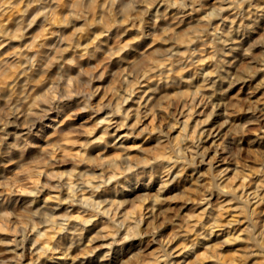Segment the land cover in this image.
I'll return each mask as SVG.
<instances>
[{
  "label": "rangeland",
  "instance_id": "374dc122",
  "mask_svg": "<svg viewBox=\"0 0 264 264\" xmlns=\"http://www.w3.org/2000/svg\"><path fill=\"white\" fill-rule=\"evenodd\" d=\"M0 24V264H264V0H0ZM78 170L104 181L85 209ZM50 219L60 247L39 253Z\"/></svg>",
  "mask_w": 264,
  "mask_h": 264
},
{
  "label": "bare ground",
  "instance_id": "6f19581e",
  "mask_svg": "<svg viewBox=\"0 0 264 264\" xmlns=\"http://www.w3.org/2000/svg\"><path fill=\"white\" fill-rule=\"evenodd\" d=\"M73 1V0H72ZM108 1H110V0H108ZM161 1V0H160ZM90 2V1H89ZM263 2V1H262ZM74 4V3H73ZM176 7H177V5H175ZM262 6V5H261ZM73 7H74V5H73ZM175 7V8H176ZM179 8V7H178ZM177 9V8H176ZM181 9H183V8H181ZM180 9V10H181ZM73 10V9H72ZM97 10H100V9H97ZM104 11V10H103ZM184 12V11H183ZM245 12H246V10H245ZM253 12V11H252ZM99 13H101L100 11H99ZM104 13H105V11H104ZM180 13V12H179ZM178 13V14H179ZM106 14V13H105ZM234 15V14H233ZM260 15V14H259ZM106 16V15H105ZM109 16V15H108ZM101 17V16H100ZM104 17V16H103ZM103 17H102V19H103ZM237 17V16H236ZM249 17V16H248ZM259 17V16H258ZM90 18V17H89ZM108 18V17H107ZM229 18V17H228ZM231 19V18H230ZM105 20V19H104ZM200 20H202V19H200ZM197 21V20H196ZM237 21V20H236ZM240 21V20H239ZM256 21V20H255ZM107 22V21H106ZM195 22V21H194ZM198 22V21H197ZM201 22H203V21H201ZM197 24V23H196ZM199 24H200V22H199ZM198 26H200V25H198ZM197 26V27H198ZM231 25H229V27H230ZM193 28L194 27H196L195 26V23H194V26H192ZM218 27V26H217ZM199 28V27H198ZM201 28V27H200ZM219 28V27H218ZM228 28V27H227ZM226 28V29H227ZM100 29V28H99ZM98 29V30H99ZM221 29V28H220ZM226 29H225V31H226ZM6 30V29H5ZM214 30V29H213ZM230 30V29H229ZM3 31V29H2V26H1V24H0V32H2ZM56 31V30H55ZM101 31V30H100ZM224 31V30H223ZM222 31V32H223ZM224 31V32H225ZM239 31V30H238ZM229 31L227 30V32H226V34L228 33ZM231 32V31H230ZM98 33V32H97ZM224 34V36L226 35L225 33H223ZM232 34V33H231ZM14 35V34H13ZM94 35V34H93ZM228 35H229V33H228ZM227 35V36H228ZM242 35V34H241ZM95 36V35H94ZM191 36H193L192 34L190 35V37ZM220 36V35H219ZM237 36V35H236ZM102 38V37H101ZM220 38H222V37H220ZM227 38V37H226ZM225 38V39H226ZM55 39V38H54ZM59 39V38H58ZM57 39V40H58ZM92 39H94V38H92ZM42 40V39H41ZM40 40V41H41ZM51 40V39H50ZM90 40V39H89ZM224 40V39H223ZM226 40H229V39H226ZM188 41H190V40H188ZM206 41V40H205ZM210 41V40H209ZM231 41H233L234 42V40H231ZM235 41H236V39H235ZM50 42V41H49ZM76 42H77V40H76ZM213 43V42H212ZM51 44V43H50ZM80 44V43H79ZM179 44V43H178ZM237 44V43H236ZM240 44V43H239ZM68 45V44H67ZM220 45V47H221V44H219ZM219 45H218V47H219ZM238 45V44H237ZM241 45V44H240ZM204 46V45H203ZM86 47V46H85ZM125 47V46H124ZM202 47V46H201ZM200 47V48H201ZM219 47V48H220ZM223 47V46H222ZM234 47V46H233ZM83 48V47H82ZM89 48V47H88ZM192 48V47H191ZM195 48V47H194ZM203 48V47H202ZM49 49V48H48ZM55 49V48H54ZM196 49V48H195ZM207 49V48H206ZM220 49H222V48H220ZM231 49V48H230ZM229 49V50H230ZM46 50V49H45ZM90 50V49H89ZM89 50H87V51H89ZM198 50H199V48H198ZM223 50V49H222ZM234 51H235V49H233ZM81 51V50H80ZM200 51V50H199ZM225 51V50H224ZM242 51V50H241ZM43 52V51H42ZM238 52V51H237ZM45 53H47V52H45ZM51 53V52H50ZM199 53V52H198ZM49 54V53H48ZM82 54V53H81ZM173 54H175V53H173ZM215 54V53H214ZM50 55V54H49ZM220 55V54H219ZM41 56V55H40ZM42 56H44V55H42ZM52 56V55H51ZM75 56V55H74ZM221 56V55H220ZM31 57V56H30ZM49 58V57H48ZM61 58V57H60ZM72 58V57H71ZM70 58V59H71ZM76 58V57H75ZM74 58V60H76ZM165 59H161L160 61H159V68H158V71L159 72H157V71H155V72H157L158 73V75H161L162 74V72L164 71V69H166L165 71H167V70H169V71H171L172 70V64L174 63V61H176V60H174V59H171L170 57L169 58H166V57H164ZM196 58V57H195ZM214 58V57H213ZM222 58H223V56H222ZM181 59V58H180ZM224 59V58H223ZM47 60V59H46ZM78 60V59H77ZM76 60V61H77ZM182 60V59H181ZM197 60V59H196ZM180 61V60H179ZM185 61V60H184ZM183 61V62H184ZM60 62H62V61H59V63ZM65 62V61H64ZM178 62V61H177ZM189 62V61H188ZM196 62V61H195ZM200 62V61H199ZM219 62V61H218ZM33 63V62H32ZM45 63V62H44ZM56 63V62H55ZM66 63V62H65ZM43 64V63H42ZM64 64V63H63ZM148 64H150V63H148ZM179 64V63H178ZM181 64V63H180ZM179 64V65H180ZM3 65V64H2ZM37 65V64H36ZM44 65V64H43ZM61 65H62V63H61ZM66 65V64H65ZM167 65H170L168 68H166V66ZM199 65V64H198ZM39 66V65H38ZM46 66V65H45ZM50 66V65H49ZM48 66V67H49ZM146 66V65H145ZM203 66V65H202ZM223 66V65H222ZM221 66V67H222ZM37 67V66H36ZM42 67H44V66H42ZM72 67V66H71ZM177 67V66H176ZM46 68L47 67H45V70H46ZM56 68H58V66L56 65ZM161 68V69H160ZM199 68H200V65H199ZM203 68V67H202ZM38 69V68H37ZM37 69H36V71H37ZM44 69V68H43ZM42 69V70H43ZM151 69H152V67H151ZM150 67L148 66V67H146V69H145V71H144V73H143V70H142V79H141V81H137L136 82V84H135V86L131 89V91H133L134 89H137L138 87H140L141 88V86H144V85H141V82H146L145 83V87H147L148 86V83L147 82H149V80H150V78H151V76L150 75H152L153 73L152 72H154V71H152L151 73H150V75H149V73L147 74L146 72H149L150 70ZM162 69H163V71H162ZM215 69V68H214ZM219 69V68H218ZM40 70V69H39ZM66 70V69H65ZM69 69H67L66 71H68ZM187 70V69H186ZM189 70V69H188ZM198 70V69H197ZM200 70H202V69H200ZM211 70H213V69H211ZM176 71V70H175ZM190 71V70H189ZM21 72V71H20ZM44 72V71H43ZM69 72V71H68ZM186 72H188V71H186ZM192 72V71H191ZM40 73V72H39ZM181 73V72H180ZM199 73H201V72H199ZM208 73V72H207ZM196 74V73H195ZM210 74V73H209ZM213 74V73H212ZM66 75V74H65ZM69 75H70V72H69ZM189 75V74H188ZM191 75H193V74H191ZM190 75V76H191ZM203 75V74H202ZM154 76V75H153ZM206 76V75H205ZM24 77V76H23ZM30 77V76H29ZM157 77V76H156ZM163 77V76H162ZM161 77V78H162ZM165 77V76H164ZM191 77H193V76H191ZM200 77V76H199ZM202 77V76H201ZM204 77V76H203ZM223 77V76H222ZM17 78V77H16ZM15 78V79H16ZM36 77L34 76V79H35ZM40 78V77H39ZM223 78H225V77H223ZM222 78V79H223ZM164 79V78H163ZM167 79V78H166ZM188 79H190V77L188 78ZM197 79V78H196ZM214 79V78H213ZM228 79V78H227ZM19 80V79H18ZM152 80V79H151ZM151 80H150V82H151ZM157 80H159V78L157 79ZM161 80V79H160ZM203 80H205V78H202V81ZM224 80V79H223ZM243 80H244V78H243ZM22 81V80H21ZM30 81H32V80H30ZM36 81H40V80H36ZM35 81V82H36ZM156 81V80H155ZM212 81H214V80H212ZM192 82V81H191ZM210 82V81H209ZM220 82V81H219ZM243 82V81H242ZM12 83V82H11ZM19 83V82H18ZM154 83V82H153ZM156 83H157V81H156ZM189 83V82H188ZM192 83H194V82H192ZM197 83V82H196ZM196 83H195V85H196ZM212 83V82H211ZM214 83V82H213ZM244 83V82H243ZM21 84V83H20ZM25 84V83H24ZM155 84V83H154ZM162 84V83H161ZM160 84V85H161ZM189 84H191V83H189ZM220 84V83H219ZM218 83H216V85H219ZM16 85V84H15ZM25 85H27V84H25ZM28 85H30L29 83H28ZM42 85V84H41ZM157 85H159V84H157ZM194 85V84H193ZM195 85H194V88H195ZM204 84H202V82L201 83H199V84H197V87H196V89L195 90H193V97L191 96V98H190V100H192V98H193V100H195L196 101V103H195V101H194V103L196 104V105H200V106H204L205 105V103H206V101H205V99H206V96H207V99L208 98H212V95L213 94H205V93H208L211 89L210 88H208V89H210V90H208V92L206 91L205 93L203 92V93H201L202 92V90L200 91V93H199V90L201 89V88H203L204 86H203ZM206 85V84H205ZM209 85V84H208ZM22 86V85H21ZM32 86H36V85H32ZM155 86V85H154ZM154 86H153V89H155L156 91H157V89L156 88H154ZM192 86V85H191ZM213 85H211V87H212ZM31 87V86H30ZM30 87L28 88L27 86H26V88H28V90H30ZM145 87H143V88H145ZM158 87V86H157ZM216 87V86H215ZM193 88V89H194ZM12 89H13V87H12ZM21 89H23L22 87H21ZM146 90H147V88H145ZM145 89H143L142 90V94H139L138 95V99H137V103H135L134 105H136L135 106V108H132L133 109V111L135 110V112H132L133 114L135 113V115L137 116L138 115V112L139 111H142V110H139L140 109V107L142 108V107H147L146 106V104H147V102H148V100H149V97H147L146 98V96L144 95V93H146L145 91ZM151 88L149 87L148 88V91L150 92V91H152V90H150ZM205 89V88H204ZM26 90V89H25ZM49 90V89H48ZM140 91V90H139ZM14 92V91H13ZM26 92H28V91H26ZM212 92H213V90H212ZM8 93V92H7ZM155 93V92H154ZM4 94V93H3ZM33 94V93H32ZM83 94V93H82ZM85 94V93H84ZM125 94V93H124ZM31 95V94H30ZM43 95V94H42ZM148 95V94H147ZM150 95V94H149ZM148 95V96H149ZM190 95V94H189ZM4 96H5V94H4ZM33 96V95H32ZM215 96V95H214ZM9 97H11L12 98V96H9ZM26 97V96H25ZM35 97V96H34ZM76 97V96H75ZM154 97V96H153ZM197 97H198V100H197ZM11 98H8V99H11ZM80 97H78V99H79ZM124 98H125V100L124 101H127V97H125L124 96ZM134 98V97H133ZM132 98V99H133ZM188 98V97H187ZM187 98H185L186 100H187ZM214 98V97H213ZM8 99H6V100H8ZM29 99H30V97H29ZM32 99V98H31ZM83 99H85V98H83ZM209 99V100H210ZM5 100V101H6ZM75 100V99H74ZM208 100V101H209ZM5 101H3V103L5 104ZM12 101H13V99H12ZM30 101V100H29ZM129 101V100H128ZM144 101H145V103H144ZM208 101H207V103H208ZM213 101V100H212ZM133 102H135V101H133ZM210 102H211V100L209 101V103L208 104H210ZM3 103H1V105H3ZM28 103V102H27ZM77 103V102H76ZM143 103V104H142ZM184 103V102H183ZM182 103V105H185V103H186V101H185V103L183 104ZM191 103H193V102H191ZM79 104H80V102H79ZM85 104V103H84ZM133 104V103H132ZM151 104V103H150ZM187 104V103H186ZM212 104V103H211ZM216 104H218V103H216ZM49 105V104H48ZM133 105V106H134ZM193 105V104H192ZM192 105H191V107H192ZM207 105V104H206ZM219 105H220V103H219ZM45 106V107H44ZM43 107V109H45L46 108V104L44 105ZM84 106H86V105H84ZM116 106H117V110H119V108H120V106L121 105H119V102L116 104ZM130 105H128L127 107H129ZM148 106H151V105H148ZM194 106V105H193ZM202 106V107H203ZM211 106V105H210ZM41 107V106H40ZM48 107V106H47ZM50 107V106H49ZM131 107H132V105H131ZM189 107V106H188ZM187 107V108H188ZM197 107V106H196ZM213 107V106H212ZM211 107V108H212ZM215 107H217L218 108V106H215ZM42 108V107H41ZM40 108V110L42 111L43 109H41ZM58 108H60L59 106H58ZM61 108H62V106H61ZM83 108V107H82ZM152 108V107H151ZM151 108H149V109H151ZM183 108V107H182ZM184 108H185V106H184ZM181 109V111H179L180 113H178V114H181L180 116H184L185 118H184V120H183V118H182V120H183V122H184V124H183V128L185 129L186 128V126H187V118H188V116L193 112V110H192V108H190L189 107V109L187 110V108L186 109ZM204 108V107H203ZM48 109H50V108H48ZM143 109V108H142ZM148 109V110H149ZM213 109H214V107H213ZM216 109V108H215ZM47 109H45V111H46ZM58 110V109H57ZM124 110H125V108H124ZM131 110V109H130ZM144 110V109H143ZM185 110H187V112L185 111ZM39 111V110H38ZM37 111V112H38ZM145 111H146V109H145ZM145 111L143 112V113H145ZM150 111V110H149ZM184 111H185V113H184ZM198 111V110H197ZM204 111V110H203ZM43 112V111H42ZM58 112V111H57ZM195 112V111H194ZM193 112V113H194ZM200 112V111H199ZM31 113H32V111H31ZM40 113V112H39ZM126 113H128V111L126 110ZM137 113V114H136ZM142 113V112H141ZM146 113H148V112H146ZM192 113V114H193ZM201 113V112H200ZM33 114V113H32ZM32 114H30L31 116H32ZM43 114V113H42ZM210 114V113H209ZM37 115V114H36ZM108 115V114H107ZM106 115V116H107ZM33 116H34V114H33ZM109 116V115H108ZM111 118H113V117H102L101 118V120H105L106 122H110L112 119ZM54 121H56V119H53ZM59 121V120H58ZM62 121V120H61ZM116 121V120H115ZM118 121V120H117ZM60 122V121H59ZM113 122H114V120H113ZM116 123V122H115ZM58 125H59V123H58ZM112 125V124H111ZM122 125V123L120 124V121L119 122H117V124L115 125V129H113L114 131H116V129L118 128V127H120ZM50 126V125H49ZM53 126H55V125H53ZM62 126V125H61ZM113 126V125H112ZM60 127V126H59ZM108 127V126H107ZM105 128H106V126H105ZM57 129H58V127H57ZM61 129V128H60ZM63 129V128H62ZM107 129V128H106ZM110 129V128H109ZM190 129V128H189ZM58 131H60V130H58ZM190 131V130H189ZM189 131H187V132H189ZM203 131V130H202ZM61 132V131H60ZM68 132V131H67ZM200 132V131H199ZM208 133H210L209 131H208ZM114 134V133H113ZM112 134V135H113ZM199 134V133H198ZM61 135H62V137L64 138V137H66V132H62L61 133ZM189 136H190V134H189ZM194 138V137H193ZM62 139V138H61ZM100 143V142H99ZM188 143H189V141H188ZM187 143V144H188ZM103 145H104V143H102ZM101 144V145H102ZM68 145V144H67ZM98 145V144H97ZM184 145H185V143H184ZM64 146H66V145H64ZM186 147V146H185ZM184 146H183V148L184 149H186ZM68 148V147H67ZM66 148V149H67ZM179 148V147H178ZM70 149H72V147L71 148H69L68 150H70ZM188 149V148H187ZM60 150V149H59ZM62 151H63V146H62ZM61 151V152H62ZM188 151H189V149H188ZM71 152V151H70ZM72 152H74V151H72ZM168 152H170V151H168ZM88 153V152H87ZM167 153V152H166ZM198 153V152H197ZM71 154V153H70ZM158 154H159V152H158ZM165 154V153H164ZM170 154V153H169ZM177 154V153H176ZM202 154V153H201ZM76 155H79V157H83V153H81V151H80V154H78V152H76ZM89 155V154H88ZM178 155V154H177ZM159 156H161V155H159ZM163 156V155H162ZM89 157V156H88ZM90 158V157H89ZM84 160H85V158H84ZM89 160V159H88ZM177 160V159H176ZM87 161V160H86ZM109 161H112V160H109ZM109 161H107V162H109ZM186 161V160H185ZM167 163V162H166ZM171 163H173V161L171 162ZM170 163V164H171ZM109 164H113V162H109ZM162 164V163H161ZM169 165V164H168ZM180 165V164H179ZM210 165H212V164H210ZM157 166H158V164H157ZM160 166V165H159ZM163 166V165H162ZM172 166L173 165H171L170 167H168V169L166 170V175H167V177H168V175H169V177L172 175ZM40 168V167H39ZM42 168V167H41ZM161 167H159V169H160ZM163 168V167H162ZM165 168V167H164ZM178 168V167H177ZM76 169V168H75ZM181 169V168H180ZM35 171V170H34ZM79 171V173L80 174H78L77 172H76V174H78V175H76L77 177L75 178V177H73L72 175H69L68 177H66L65 178V180H66V194H68V195H70V196H75V194L76 195H79L80 196V199H79V202H80V206L81 205H83V208L85 207L86 208V206H90V207H92V206H94L95 204H97V200H95V198H93L92 197V195L94 194V191H98L97 189H99L101 186H102V183L104 182L103 180H101V181H98L97 183H94L95 181H93V179L92 178H90V176H88V174L87 175H83L82 176V173H81V171L80 170H78ZM115 171V170H114ZM174 171V170H173ZM177 171V170H176ZM178 171H179V169H178ZM177 171V172H178ZM39 172H41V170H38L37 171V175L39 174ZM154 172H156V171H154ZM175 172V171H174ZM182 172V171H181ZM36 173V172H35ZM152 173V172H151ZM162 173V172H161ZM41 174V173H40ZM39 174V175H40ZM181 174V173H180ZM176 175H178L177 173H175L173 176H171V178L170 179H173ZM33 176V175H32ZM40 177V176H39ZM168 177V178H169ZM33 178V177H32ZM77 178L78 179H80V181L79 182H76V183H78L79 184V187H77L78 189L77 190H75L74 189V185L76 184V183H74L75 182V180H77ZM108 178V177H107ZM122 178H124V177H122ZM34 179H36V174H35V176H34V178H33V181H34ZM39 179V178H38ZM106 180V179H105ZM161 180V179H160ZM167 180V179H166ZM244 180V179H243ZM30 182V181H29ZM37 182H38V180H37ZM164 183V182H163ZM214 183V182H213ZM218 183V182H217ZM78 184H77V186H78ZM219 184V183H218ZM241 184H243L242 182H241ZM68 185V186H67ZM63 186V185H62ZM65 186V185H64ZM215 187V186H214ZM217 188V187H216ZM32 189H35V188H32ZM65 189V188H64ZM101 189H103L102 187H101ZM219 191H220V188H217ZM222 190V189H221ZM65 191V190H64ZM73 191V193L72 194H70L71 192ZM223 191V190H222ZM226 191V190H225ZM256 191V190H255ZM63 192V191H62ZM61 192V193H62ZM103 192H104V190H103ZM254 192V191H253ZM99 193V191L95 194V197L97 196V195H102V194H98ZM224 193V192H223ZM255 194H253L254 196H257V194L259 195V193H257V191L256 192H254ZM65 194V193H64ZM218 194V193H217ZM220 194V193H219ZM226 194V193H225ZM264 194V193H263ZM211 195V194H210ZM227 195V194H226ZM225 195V196H226ZM67 196V195H66ZM237 197V196H236ZM247 197V196H246ZM259 197H261V196H259ZM44 198V197H43ZM55 198V197H54ZM204 199V198H203ZM232 199V198H231ZM258 200H259V198H257ZM48 200V199H47ZM73 200V199H72ZM78 200V199H77ZM99 200V199H98ZM260 200H261V198H260ZM259 200V201H260ZM70 201H71V199H70ZM30 202H32V201H30ZM44 202H46V201H44ZM30 205V204H29ZM246 205V204H245ZM221 206V205H220ZM74 207V206H73ZM246 207H248V206H246ZM82 208V207H81ZM84 208V209H85ZM147 208H148V206H147ZM77 209H79V207L77 208ZM76 209V212L74 211V212H72V213H70V212H68V213H70V214H67L68 216H74L76 219H79V220H84V221H87L88 220V216H86L85 217V213L84 214H82L81 212L83 211H78ZM247 209H249V207L247 208ZM251 209H252V211H249V214H251V212H253V209H254V207L252 208L251 207ZM80 210V209H79ZM87 210V209H86ZM142 208H137V210H136V213H138V214H140V215H137V217L134 219V220H132L131 219V221L133 222V223H135V224H133L134 225V227H138V225H139V223L141 222V220H142V216H144V214L142 215ZM134 212V211H133ZM75 213V214H74ZM131 214V213H130ZM88 215H89V213H88ZM95 215V214H94ZM140 216V217H139ZM130 217H132V218H134L135 216H126V218L127 219H129ZM137 218H139L138 220H137ZM216 219V218H215ZM201 220H203L202 218H201ZM200 220V221H201ZM219 220V219H218ZM66 221V220H65ZM73 221V220H72ZM92 221V220H91ZM100 221V220H99ZM130 221V220H129ZM78 222V221H77ZM93 222V221H92ZM95 222V221H94ZM191 222V221H190ZM198 222H199V220H198ZM201 222H203V221H201ZM80 223V222H79ZM104 223H106V222H104ZM108 223V222H107ZM106 223V224H107ZM128 223V225H129V223L130 222H126V224ZM73 224H74V222H73ZM72 224V225H73ZM94 224V223H93ZM97 224V223H96ZM98 224H100V222L98 223ZM103 224V223H102ZM101 224V225H102ZM125 224V225H126ZM196 224H198V223H196ZM203 224V223H202ZM211 224H213V223H211ZM71 225V226H72ZM75 225V224H74ZM200 225V224H199ZM198 225V226H199ZM214 225V224H213ZM213 225H212V227H213ZM57 224H56V222H55V220L54 219H50L49 220V224L42 230V231H40L41 229H39V230H37V231H34V235H33V244H35V246H34V249H39L40 251H39V253H43V252H46V251H52V250H54V249H57L58 247H60V246H58V240L63 236H61L60 238L58 237L59 235H57V231H56V228H57ZM81 226V225H80ZM104 226H105V224H104ZM192 226V225H191ZM194 226H196V225H193V227ZM203 226V225H202ZM219 226V225H218ZM217 226V227H218ZM221 226V225H220ZM73 227V226H72ZM76 227V226H75ZM83 227V226H82ZM106 227V226H105ZM132 227V226H131ZM130 227V228H131ZM215 227V226H214ZM85 228V227H84ZM189 228H190V225H189ZM64 229V228H63ZM68 231H69V229H68ZM74 231H75V229H74ZM134 231H135V228H134ZM64 232H66V231H64ZM72 232V231H71ZM77 232V231H76ZM81 232H83V231H81ZM66 233H68V232H66ZM79 233V232H78ZM60 234V233H59ZM63 234V233H62ZM65 234V233H64ZM74 234H76V233H74ZM73 234V235H74ZM80 234V233H79ZM66 235V234H65ZM71 235H72V233H71ZM78 235V234H77ZM66 236H69V235H66ZM75 236V235H74ZM80 236H81V234H80ZM57 237L59 238V239H57ZM70 237V236H69ZM72 237V236H71ZM67 238V237H66ZM77 238H79V237H77ZM29 239V238H28ZM31 239V240H32ZM62 239H64V238H62ZM60 242V241H59ZM62 243V242H61ZM31 244H32V242H31ZM111 246V245H110ZM113 246V245H112ZM258 246H260V247H262L263 248V246L262 245H260V244H258ZM62 247V246H61ZM32 247H30V249H31ZM64 248V247H63ZM66 248H69V247H67L66 246ZM185 248V247H184ZM184 248H182V249H184ZM261 248V249H262ZM111 249V248H110ZM186 249V248H185ZM188 249V248H187ZM60 250V249H59ZM34 251V250H33ZM32 251V252H33ZM181 251H183V250H181ZM262 252L264 251V250H261ZM38 252V251H37ZM35 253V252H34ZM166 253V252H165ZM181 253V252H180ZM36 254V253H35ZM37 255H40V254H37ZM178 255H179V253H178ZM166 256H168L167 254H166ZM168 258H169V256H168ZM157 259V258H156ZM169 261V260H168ZM64 262V261H63ZM62 262V263H63ZM170 262V261H169ZM169 262H162V263H164V264H168Z\"/></svg>",
  "mask_w": 264,
  "mask_h": 264
}]
</instances>
